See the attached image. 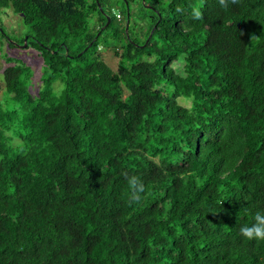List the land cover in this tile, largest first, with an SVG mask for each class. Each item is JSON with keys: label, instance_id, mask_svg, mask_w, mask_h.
Listing matches in <instances>:
<instances>
[{"label": "trees", "instance_id": "obj_1", "mask_svg": "<svg viewBox=\"0 0 264 264\" xmlns=\"http://www.w3.org/2000/svg\"><path fill=\"white\" fill-rule=\"evenodd\" d=\"M200 1L0 0L42 63L3 71L0 264H264V0Z\"/></svg>", "mask_w": 264, "mask_h": 264}, {"label": "rangeland", "instance_id": "obj_2", "mask_svg": "<svg viewBox=\"0 0 264 264\" xmlns=\"http://www.w3.org/2000/svg\"><path fill=\"white\" fill-rule=\"evenodd\" d=\"M135 3L130 5L131 9V28L133 29V24H137V28L134 30V33H139L141 27H146L148 24L149 16V6H146L147 9L140 7L138 0H133ZM161 4H165L170 0H160ZM202 5L200 0H197L196 6L200 7ZM110 6L112 7V13L114 15L120 14L123 12V21L126 18L127 4L126 0H110ZM122 21V22H123ZM2 28L3 32L0 31V102L4 99V81H3V71L7 67L6 59H18L21 60L29 69L31 73V83L34 84V89L31 90L32 93H36L41 81L42 75V63L41 58L38 57V53L34 50L21 48L14 45L9 47V42L11 40L17 42L26 41V34L29 32V28L23 24L21 17L14 14L11 9H2L0 8V29ZM139 28V29H138ZM2 33L4 36H7L8 39L2 38ZM106 35V34H105ZM11 39V40H10ZM8 40V41H7ZM21 44V45H23ZM20 45V46H21ZM99 53L102 55L105 62L112 68L116 69L117 66V57L114 56L112 51H103L99 50ZM173 66L180 67V64L175 63ZM54 87L63 88L62 84L56 83ZM181 104L188 106L189 103L181 101Z\"/></svg>", "mask_w": 264, "mask_h": 264}, {"label": "clouds", "instance_id": "obj_3", "mask_svg": "<svg viewBox=\"0 0 264 264\" xmlns=\"http://www.w3.org/2000/svg\"><path fill=\"white\" fill-rule=\"evenodd\" d=\"M237 4V0H218L219 8L227 12L230 6H235ZM196 18L200 17V13L196 12ZM178 64L184 63V58L179 57L177 60ZM133 185L137 186V192H142L143 187L142 185H138V182L135 178L131 181ZM134 200H139L140 197L137 194H134L132 197ZM240 236L248 241L252 240H264V210H257L252 217V223L241 225L238 229Z\"/></svg>", "mask_w": 264, "mask_h": 264}, {"label": "water", "instance_id": "obj_4", "mask_svg": "<svg viewBox=\"0 0 264 264\" xmlns=\"http://www.w3.org/2000/svg\"><path fill=\"white\" fill-rule=\"evenodd\" d=\"M110 21V19H107V22H109ZM107 25V24H106ZM127 27H128V21H127V24H126V30H127ZM19 47H21V48H26V41H25V43L23 44V45H21V46H19Z\"/></svg>", "mask_w": 264, "mask_h": 264}, {"label": "built area", "instance_id": "obj_5", "mask_svg": "<svg viewBox=\"0 0 264 264\" xmlns=\"http://www.w3.org/2000/svg\"><path fill=\"white\" fill-rule=\"evenodd\" d=\"M116 18L119 20V19H120V15H119V14H117V15H116Z\"/></svg>", "mask_w": 264, "mask_h": 264}]
</instances>
